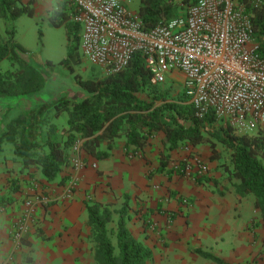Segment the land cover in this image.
I'll return each instance as SVG.
<instances>
[{
	"label": "trees",
	"instance_id": "obj_1",
	"mask_svg": "<svg viewBox=\"0 0 264 264\" xmlns=\"http://www.w3.org/2000/svg\"><path fill=\"white\" fill-rule=\"evenodd\" d=\"M37 0H0V18L6 24V40L0 37V102L31 97L47 89L48 82L37 64L23 58L28 51L15 41L14 22L23 15L35 17ZM197 0H140L138 16L144 30L185 15ZM246 12L253 36L264 52V3L245 0ZM74 7L68 0H60L47 11L49 24L64 28L67 39V56L59 65L71 77L72 85L83 95L72 99L67 92L30 106L10 120L0 135V152L4 143L13 145L14 154L22 161L23 170L36 167L48 181L60 177L70 166L72 149L78 144L81 150L96 159H105L108 149L118 139L126 138L125 148L139 154L151 145L156 134L162 132L164 150L161 151L160 171L169 178L185 177L187 160H178L171 168L170 154L184 146L208 144L211 160L219 159L217 142L230 152L231 167L224 166L227 178L234 183L241 197L253 194L255 207L264 221V125L258 133H241L231 122L220 124L213 112L201 114L193 103L170 101L168 92L152 82L153 73L146 57L137 52L129 66L119 73L84 79L75 74V67L83 61L80 51L81 26L72 19ZM40 41L43 32L39 31ZM7 60L10 68L2 71L1 63ZM47 67L55 64L47 61ZM53 112L55 114H53ZM56 120V122H55ZM60 120L65 125L59 124ZM1 121V120H0ZM207 172L195 178L197 184L208 181ZM18 190L17 185L12 189ZM11 196L0 195V206L13 203ZM93 252L99 264H147L153 250L138 240L127 226L130 201L126 198L120 209L110 204L93 202L87 206ZM116 221V229L112 224ZM21 242L26 243L25 240ZM198 252L218 263L212 254ZM26 264H34L31 257Z\"/></svg>",
	"mask_w": 264,
	"mask_h": 264
},
{
	"label": "crops",
	"instance_id": "obj_2",
	"mask_svg": "<svg viewBox=\"0 0 264 264\" xmlns=\"http://www.w3.org/2000/svg\"><path fill=\"white\" fill-rule=\"evenodd\" d=\"M58 1L37 0L34 18H47V11ZM138 8L139 3L133 10L138 13ZM40 95L0 102V127L2 120H13L30 106L47 101ZM163 137L162 132L156 134L143 154L127 151L126 138L118 139L111 149L103 144L101 149L110 155L100 160L78 144L72 149L70 166L52 181L36 167L23 170L13 145L4 143L0 195L15 200L0 206V264H26L28 257L34 264H99L92 249L87 206L99 202L120 209L126 198L129 230L153 250L147 264H264V221L255 207L256 197L239 195L236 181L227 178L219 159H210L208 144L165 150L170 154L168 168L178 160L193 164L195 156L202 159L208 181L197 184L179 175L170 179L159 169ZM16 185L18 190L13 191ZM29 200L36 207L23 243L13 233Z\"/></svg>",
	"mask_w": 264,
	"mask_h": 264
},
{
	"label": "built area",
	"instance_id": "obj_3",
	"mask_svg": "<svg viewBox=\"0 0 264 264\" xmlns=\"http://www.w3.org/2000/svg\"><path fill=\"white\" fill-rule=\"evenodd\" d=\"M68 1L81 26V54L103 75L123 71L141 52L154 84L175 73L183 76L184 90L201 114L213 112L239 132L264 125V52L253 36L245 0H197L185 15L148 31L125 0ZM183 171L195 181L207 168L195 156ZM35 207L26 202L13 233L16 241L28 231Z\"/></svg>",
	"mask_w": 264,
	"mask_h": 264
},
{
	"label": "rangeland",
	"instance_id": "obj_4",
	"mask_svg": "<svg viewBox=\"0 0 264 264\" xmlns=\"http://www.w3.org/2000/svg\"><path fill=\"white\" fill-rule=\"evenodd\" d=\"M254 1L255 0H250ZM130 9L137 8L140 0H129ZM15 41L21 44L28 53L22 54L26 60L31 61L33 64H37L42 70L44 77L48 82L47 89L40 93V98L51 99L59 96L61 93L67 92L72 99H78L83 92L72 85L71 75L65 69L60 67L59 63L67 56V39L65 29L52 27L47 18L38 20L31 18L27 15H23L14 22ZM43 32L42 41H40L39 31ZM6 24L2 18H0V37L2 40H6ZM51 61L55 64L54 69L47 67L46 62ZM2 71H7L10 68V64L7 60L1 63ZM75 74L82 76L84 79L99 78L104 75L99 71L96 66H93L88 61L83 59L79 66L75 67ZM159 88L168 92L170 101H184L191 103V99L184 90L183 76L180 73H175L172 76L169 75L168 79L159 85ZM53 114H55L53 112ZM4 119V117H3ZM220 124L225 123L224 119H218ZM3 125L0 127V135L2 130H6L7 124L10 120H2ZM1 122V123H2ZM56 122V120H55ZM61 122V120H60ZM59 122V124H60ZM260 125L256 124L254 127L240 129L243 132L258 133ZM217 150L220 154V166L224 169L223 164L231 167L230 152L224 148V146L217 142ZM10 145L6 142L4 146ZM27 232L24 234V236Z\"/></svg>",
	"mask_w": 264,
	"mask_h": 264
}]
</instances>
